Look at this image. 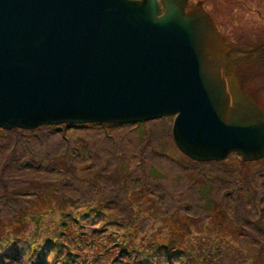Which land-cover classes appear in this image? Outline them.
Returning a JSON list of instances; mask_svg holds the SVG:
<instances>
[{
	"label": "rangeland",
	"instance_id": "374dc122",
	"mask_svg": "<svg viewBox=\"0 0 264 264\" xmlns=\"http://www.w3.org/2000/svg\"><path fill=\"white\" fill-rule=\"evenodd\" d=\"M258 3L261 7L264 0H188L187 8L200 4L221 39L252 46L260 40L254 26L264 31L253 13ZM241 60L235 78L264 111V53ZM173 121L174 116L163 117L136 128L63 126L55 137L40 140L32 133L26 140L6 135L0 162L16 148L14 162L39 145H65L69 137L83 143L91 155L87 167L73 170L80 180L75 189L94 193L108 184L114 190L88 198L82 209L71 200L76 197L52 196L50 177L46 182L45 176L17 172L14 162L4 166L0 264H264V158L246 164L231 153L218 177L215 167L193 164L177 149ZM32 158L54 180L64 173L63 164L52 172L44 168L45 156ZM139 192L147 200H139ZM2 204L19 212L7 214ZM9 252L21 255L22 262L4 260Z\"/></svg>",
	"mask_w": 264,
	"mask_h": 264
},
{
	"label": "water",
	"instance_id": "95a60500",
	"mask_svg": "<svg viewBox=\"0 0 264 264\" xmlns=\"http://www.w3.org/2000/svg\"><path fill=\"white\" fill-rule=\"evenodd\" d=\"M187 0H0V129L136 124L174 116L188 159L264 158V112L233 48Z\"/></svg>",
	"mask_w": 264,
	"mask_h": 264
},
{
	"label": "trees",
	"instance_id": "16d2710c",
	"mask_svg": "<svg viewBox=\"0 0 264 264\" xmlns=\"http://www.w3.org/2000/svg\"><path fill=\"white\" fill-rule=\"evenodd\" d=\"M260 77L262 78V75ZM258 78L259 77H255V80H257ZM242 89L245 93L250 95L251 91L247 85H243ZM142 124H144V123L140 122V123H136V124H127V125H123V124H84V125H78V126H69V125L42 126V127H39L38 129H35L33 131H26V130L22 131L19 129H13L10 131H6V130L0 129V133H2V135H0V147L3 144H5L4 137L8 134H14V135L18 136L19 138L23 137V139L26 140L27 139L26 137H28L27 135L29 133H32L34 135L33 139L40 140L41 138H44V137H49V136L55 137L54 135L56 133H59V132H57V130H60L63 126H65V128L72 127V128H77V129H79V128L80 129L90 128L93 126H98V127H102V128H104L105 126H109V127L121 126V127H130V128L135 126V128H136L137 126H140ZM67 139H69V140H67ZM67 139H65V145L62 144L61 146H54V145L47 146V145H45L43 147V145H39V146H36L32 149L29 148L27 150L28 155H26L25 158L18 159L14 162V160L17 156V153H18L17 148H16L14 151L10 152L13 154V157H11V155H9L8 158L6 159V161L0 162V169H2L4 166H10L14 162L13 167H15L17 172L25 173L26 175H29V176H37V178H41V176H45L46 178H44V179L46 180V182H47V178L50 177L52 182L50 185H48V183H47V186L48 187L51 186V188L54 189V190H52L54 192L53 193L54 195H52V196H56L58 199H60V198L69 199V198L76 197V198L71 199V200H75L76 203L79 204L80 208L85 209L86 206L89 204L88 198L95 199V197H97V196L103 197L104 195L111 194V191H113L114 189L110 188L108 184L101 185L100 189L94 193L93 192L92 193L79 192L78 190L75 189V182H78L80 180H78L79 178H77L75 173H73L74 172L73 170L76 169V167H78V168L79 167H85V166L87 167L86 163L88 162V156L91 155V151H89V149L86 148L83 143H81L79 141L78 142L72 141V140H70V137ZM33 154H37V156H40V155L45 156L44 163L46 165H44V168H46L52 172L60 171L61 168H59V165L63 164L64 165V173L61 174L59 177H57L54 180V178L50 175L49 171H43L38 165H36L34 159L32 158ZM93 158H94V156L92 157V159ZM95 159H96V157H95ZM188 160L190 162H192L193 164H197V165L213 166V167H215V169H217L216 175L219 177L221 174L220 166H221L222 162L201 163V162L192 161L190 159H188ZM94 164H100V163L97 161V162H94ZM246 164H248V163H246ZM155 174H157V173H155ZM83 179H86V178H83ZM205 179H208V177H205ZM47 191H50V190L48 189ZM139 194H141L139 196V200H147L145 198V196L142 195L141 192H139ZM135 197H138V196H135ZM104 199H106V198H104ZM12 201L17 202L16 200H12ZM247 204L248 205L250 204V200L247 201ZM2 206L5 209V212L7 214L12 213V214H14L13 216H15V214H17L19 212V211L16 212L15 208H12V205L5 206L4 204H2ZM36 206H38V205H36ZM37 210H39V209H36L35 211H37ZM74 211H76V210H74ZM204 211L207 212L206 210H204ZM163 216L165 217V213L163 214ZM75 217H81V216L75 215ZM85 217H87V216L85 215ZM4 260L10 261V262L21 263L22 262V256L19 254L13 253V252H11V253L9 252V253L5 254ZM3 264H6V263H3ZM209 264H212V263H209Z\"/></svg>",
	"mask_w": 264,
	"mask_h": 264
},
{
	"label": "flooded vegetation",
	"instance_id": "af4514ba",
	"mask_svg": "<svg viewBox=\"0 0 264 264\" xmlns=\"http://www.w3.org/2000/svg\"><path fill=\"white\" fill-rule=\"evenodd\" d=\"M197 5L200 6V4H197ZM258 5H259V7H258L257 9H255V12H253V13L256 15L257 21L264 22V3L261 5V7H260V3H258ZM187 6H188V1H187V5H186V11H188ZM200 8H201V10H202L204 13H206V14L211 18V20H212L214 26L216 27V25H215V21H214L213 17H212L209 13L205 12V11L202 9V6H200ZM254 28H255V32H257V34H255L254 36H255L256 38H258V40L260 39L255 45H259V44H261V43H264V31H263V33H260L259 25H255ZM228 35L232 38L234 34H228ZM222 42H223L224 44H227V45L230 46V47H233V48H237V47H249V46L234 45V44H232V42H229L228 40H225L224 38L222 39ZM255 45H252V46H255ZM263 53H264V51H262L261 53H259V54L256 56V58H258L259 56H262ZM247 56H251V55H247ZM243 57H246V56H243ZM240 58H241V57H240ZM240 58H236L235 61L232 63V66H233V69H234V73H235V75H236L237 67L240 66V64H243V63H244V61H242V60H241V61H238V60H240ZM251 58H253V56H251ZM256 58H254V59H256ZM254 102H255V104H256L261 110H263L262 107H260V106L257 104V102H256L255 100H254Z\"/></svg>",
	"mask_w": 264,
	"mask_h": 264
}]
</instances>
